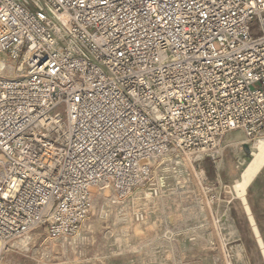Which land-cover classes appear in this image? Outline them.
<instances>
[{"label": "built area", "instance_id": "obj_1", "mask_svg": "<svg viewBox=\"0 0 264 264\" xmlns=\"http://www.w3.org/2000/svg\"><path fill=\"white\" fill-rule=\"evenodd\" d=\"M1 60L0 256L76 233L95 187L120 201L164 153L264 132V0H0Z\"/></svg>", "mask_w": 264, "mask_h": 264}, {"label": "rangeland", "instance_id": "obj_2", "mask_svg": "<svg viewBox=\"0 0 264 264\" xmlns=\"http://www.w3.org/2000/svg\"><path fill=\"white\" fill-rule=\"evenodd\" d=\"M255 143L235 130L226 134L213 158L191 162L182 151L164 153L152 161V179L124 199L115 202L113 188H94L90 213L76 233L54 238L37 228L9 244L0 264H264L237 180H215L230 176V165L238 164L240 156L242 171L243 158L250 154L245 150L255 152ZM178 163L183 172L176 179L169 169ZM258 201L264 204V180ZM260 217L264 237V214ZM240 246L244 259L235 256Z\"/></svg>", "mask_w": 264, "mask_h": 264}, {"label": "bare ground", "instance_id": "obj_3", "mask_svg": "<svg viewBox=\"0 0 264 264\" xmlns=\"http://www.w3.org/2000/svg\"><path fill=\"white\" fill-rule=\"evenodd\" d=\"M0 63L2 65H4L5 61L1 60ZM12 69H13V66H11L10 73H13ZM255 145L257 146V150L255 152L252 151L251 148H250V150H249V148L246 149V152H248V153L250 152V154L248 157L243 158L244 161L246 160L245 161L246 165L243 168V170L241 171V175H240L241 178L239 180H237V182H236V188L238 190H241V194H242L244 200H246L245 197H246V191H247L248 185L253 181V179L260 173V171L264 167V132H262L261 136H259L257 138ZM154 160H156V159H154ZM178 165H179V167H173V169H169V173L173 174L174 176H179V175L181 176V173L183 172V168H182V165H180V163H178ZM97 187L111 188L108 185H100ZM247 208H248V212L250 214V220H251V226H252L253 232L255 234V237L258 240L259 245L262 248V252H263V256H264V238H263L262 233H261V231L257 225V222H256V220H255V218L251 212V209L249 207H247ZM223 218L226 219V216L224 215ZM64 237H66V236L63 235L62 238H64ZM21 238L22 237L11 239L9 244L15 245L16 242ZM24 242L25 241H23V243ZM235 256H237L238 258H241V259H244L246 257L243 246H240L239 249L237 251H235Z\"/></svg>", "mask_w": 264, "mask_h": 264}, {"label": "crops", "instance_id": "obj_4", "mask_svg": "<svg viewBox=\"0 0 264 264\" xmlns=\"http://www.w3.org/2000/svg\"><path fill=\"white\" fill-rule=\"evenodd\" d=\"M240 135H242V134H240ZM227 144L230 145L229 143H225V145H227ZM249 150H250V147H249ZM245 152H246V150H245ZM207 157L213 158V156H207ZM203 159H206V158H203ZM241 159L242 158L240 156V158L238 160V164H240ZM238 164L230 165L231 166L230 169H229L230 176H215V180L218 181V182H224V181L228 182L229 181V182H232V184H233L236 180H238L240 178L241 168H240V166ZM237 169L239 170V172L237 171ZM218 170L222 171V168H220V169L218 168ZM237 173H238L239 176H236ZM171 175H173V174H170V176ZM263 176H264V174L262 173V170H261L260 173L248 185L247 191H246V198H247L248 204L250 206L251 212H252L256 222H257V220L259 218H261L260 215L264 214V204H262V203H260L258 201V198L260 197L261 184L263 183V180H264ZM173 177L176 178V179L178 178V176H174V175H173ZM100 188H103V187H100ZM242 205H243V203H242ZM243 208H244V205H243ZM244 210H245V208H244ZM245 213H246L248 221L250 223V220H249V217H248V214H247L246 210H245ZM257 214L259 215V217H257ZM257 225H258V227L260 229V226H259L258 222H257ZM250 226H251V224H250ZM251 229H252V227H251ZM252 232H253V230H252ZM253 234H254V232H253ZM254 237H255V234H254ZM249 264H250V262H249Z\"/></svg>", "mask_w": 264, "mask_h": 264}]
</instances>
